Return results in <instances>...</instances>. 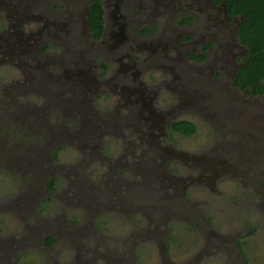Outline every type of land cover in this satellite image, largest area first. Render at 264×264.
I'll use <instances>...</instances> for the list:
<instances>
[{"label": "rangeland", "instance_id": "obj_1", "mask_svg": "<svg viewBox=\"0 0 264 264\" xmlns=\"http://www.w3.org/2000/svg\"><path fill=\"white\" fill-rule=\"evenodd\" d=\"M35 2L0 0V207L7 205L0 264H86L85 253L110 264L134 240L137 264H264V185L249 190L238 175L221 173L228 154L264 151V94L232 87L236 66L225 63L240 52L232 45L237 37L221 31L194 70L185 62L178 75L156 69L163 80L157 91L144 78L135 87L140 108L127 121L122 100L135 95L120 87L119 74L110 77L127 33L115 34L117 46L91 42L82 22L86 0ZM64 2L55 18L80 11L75 34L46 24L56 23L52 10ZM173 117L191 119L197 131L170 141L161 129ZM28 121L27 129L8 131L16 136L4 134L8 122ZM27 135L21 152L14 139ZM50 172L59 178L50 214L34 216L46 196L40 179ZM46 226L61 232L60 243L28 254L21 235ZM119 235L126 247L111 238ZM103 242L119 252L95 247Z\"/></svg>", "mask_w": 264, "mask_h": 264}, {"label": "flooded vegetation", "instance_id": "obj_2", "mask_svg": "<svg viewBox=\"0 0 264 264\" xmlns=\"http://www.w3.org/2000/svg\"><path fill=\"white\" fill-rule=\"evenodd\" d=\"M44 3L38 0V3L35 2V6L37 4L43 6ZM90 4L91 0H86L85 8L82 12V15L84 14L82 22L87 26V36L91 42L110 40L113 46H117V43L113 41L115 34L121 30L127 33L122 36V43L125 44L122 51L118 57H114L119 62V67L110 74L112 78L119 74V79L122 81L120 87H129V92L135 95L129 99L124 98L122 100L123 105H126L125 107L127 108V113L124 115L127 121L134 120V118L129 117L134 107L140 108V97L136 95L135 87L145 83L144 78L150 81V85L157 91L163 80L156 74V69L159 68L161 71H164L165 67H167L178 75L177 69L178 71L187 70L185 66L181 65V63L185 62V65H190V69L194 70L192 65H201L198 63H202L207 58L210 48L213 47V44L220 37V32L228 28L230 29L231 37H237V40L232 45L240 49V52L236 58H232V60L225 63L232 62L233 66H236L230 73L231 85L234 88L240 89L234 85L233 81L240 65L243 63L244 57L247 55V48L241 43L239 38L240 23L243 15L233 13L225 3V0H101L103 25L99 36L96 38H93L88 21ZM65 8H68L66 2L61 7L55 5V9L52 10L54 18L58 11L61 14L65 11ZM39 14L37 13L36 15ZM79 17L80 11L76 13L72 10L66 17L60 20L55 18L56 23L47 20L46 24L55 26L57 24L60 29L62 26H65V34L68 31L75 34L76 28L73 31L72 29H74L75 21ZM169 20L171 22L166 25ZM196 23L202 28L200 32H196L194 29ZM179 30H182V32ZM107 33L108 36H106ZM209 37L210 39H208ZM159 43H164L165 45L158 46ZM43 46L44 48L47 47V45ZM179 50L185 51L182 59L172 56L173 53ZM108 60V57H102L99 61L100 68L105 73L109 70ZM262 82L264 84V79ZM243 91L252 96L264 94L263 92L262 94L254 95L248 91ZM174 115H177V113ZM177 122H190L195 126V123L189 118H170L161 129L162 135L164 137L167 136L170 141L173 140L174 136L185 138L197 131L195 126L193 133L184 134L175 127V123ZM20 127L27 129L30 127V122L28 121L27 124L23 122H8L5 125L4 134L16 136L8 133V131L21 132ZM29 140L28 135L22 140L14 139V146L21 148L22 152L23 148H27ZM140 152L143 151L140 150ZM228 157L231 164L223 166L221 173L229 176L231 174L238 175V180L242 182V186L244 188L248 187L249 190H257L259 186L264 185V151L261 150L254 155L240 156L238 158H232L228 154ZM50 173V176H44L40 179L43 182L47 180L46 187L43 189V193L46 196L42 199L43 201L39 204L37 203L38 208L34 209V216L38 214H50V202L53 200L52 197L59 181V178L53 172ZM6 206L4 204L0 207V210H4ZM127 217L130 218L131 216ZM73 219H75L74 214H71V217L67 218L69 221ZM47 221L49 222V219ZM92 229L97 231L95 228ZM37 230L38 228L36 227H28V232L21 235L26 243V247L29 248L30 252L28 254H31L33 249L36 251L50 250L53 246L60 243V237L62 236L60 231L50 230L47 226L38 232ZM129 236L132 237L133 234ZM111 238L115 242L121 241L126 247L127 243L124 236L119 235ZM221 241L223 243V240ZM131 245L132 247L129 249L126 247V253L119 252V248L116 245H107L106 242L97 243L95 247L102 246L107 250H112L113 252L111 253L113 254L119 252L121 261L117 259L114 261L109 260L110 264H137L134 254L135 240L131 242ZM86 254V264H97L96 262L100 260L101 253H96L93 256H87ZM130 259H132L130 262H125Z\"/></svg>", "mask_w": 264, "mask_h": 264}, {"label": "trees", "instance_id": "obj_3", "mask_svg": "<svg viewBox=\"0 0 264 264\" xmlns=\"http://www.w3.org/2000/svg\"><path fill=\"white\" fill-rule=\"evenodd\" d=\"M233 13L243 15L240 23L239 38L247 48L234 78V85L254 95L264 92V0H225ZM88 21L93 38L99 36L102 25L101 0H91ZM177 130L184 134L195 131L190 122L175 123Z\"/></svg>", "mask_w": 264, "mask_h": 264}]
</instances>
